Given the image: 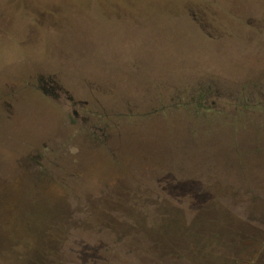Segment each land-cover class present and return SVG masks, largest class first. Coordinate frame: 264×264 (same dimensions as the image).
Masks as SVG:
<instances>
[{"label": "rangeland", "instance_id": "obj_1", "mask_svg": "<svg viewBox=\"0 0 264 264\" xmlns=\"http://www.w3.org/2000/svg\"><path fill=\"white\" fill-rule=\"evenodd\" d=\"M0 264H264V0H0Z\"/></svg>", "mask_w": 264, "mask_h": 264}, {"label": "flooded vegetation", "instance_id": "obj_2", "mask_svg": "<svg viewBox=\"0 0 264 264\" xmlns=\"http://www.w3.org/2000/svg\"><path fill=\"white\" fill-rule=\"evenodd\" d=\"M38 81L41 83L40 89L42 90V92L44 94L46 93L47 95L52 97V99H54L55 101H58L62 94H66V92L63 89H61L60 87L56 86L52 82L47 83L46 81H44L41 78H39ZM67 98L70 101H72L71 97H67ZM73 114H74L75 117H77V112L76 111H74ZM230 242H232V239H231ZM231 251H232V248L230 249V252Z\"/></svg>", "mask_w": 264, "mask_h": 264}]
</instances>
